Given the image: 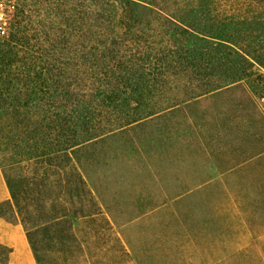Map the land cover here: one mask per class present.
<instances>
[{"label":"trees","instance_id":"trees-1","mask_svg":"<svg viewBox=\"0 0 264 264\" xmlns=\"http://www.w3.org/2000/svg\"><path fill=\"white\" fill-rule=\"evenodd\" d=\"M181 75L206 80L192 98L238 85L263 99L264 0H8L0 217L22 225L37 264L166 263L161 247L128 249L76 151L161 113ZM98 218L120 259L95 261L78 236L75 219ZM8 252L0 245V262Z\"/></svg>","mask_w":264,"mask_h":264},{"label":"rangeland","instance_id":"rangeland-1","mask_svg":"<svg viewBox=\"0 0 264 264\" xmlns=\"http://www.w3.org/2000/svg\"><path fill=\"white\" fill-rule=\"evenodd\" d=\"M204 83L170 78L165 110L76 153L128 249L161 247L164 264H264V98L238 85L192 98ZM74 227L95 261L123 257L99 218Z\"/></svg>","mask_w":264,"mask_h":264},{"label":"crops","instance_id":"crops-1","mask_svg":"<svg viewBox=\"0 0 264 264\" xmlns=\"http://www.w3.org/2000/svg\"><path fill=\"white\" fill-rule=\"evenodd\" d=\"M9 199V190L0 173V202ZM0 245L9 249L6 262L0 264H37L21 224L0 217Z\"/></svg>","mask_w":264,"mask_h":264},{"label":"built area","instance_id":"built-area-1","mask_svg":"<svg viewBox=\"0 0 264 264\" xmlns=\"http://www.w3.org/2000/svg\"><path fill=\"white\" fill-rule=\"evenodd\" d=\"M8 0H0V31L6 25Z\"/></svg>","mask_w":264,"mask_h":264}]
</instances>
